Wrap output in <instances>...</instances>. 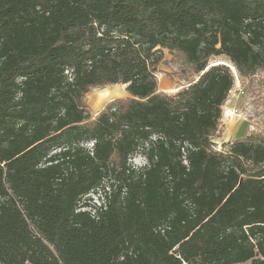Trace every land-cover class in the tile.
Here are the masks:
<instances>
[{"label": "trees", "instance_id": "obj_1", "mask_svg": "<svg viewBox=\"0 0 264 264\" xmlns=\"http://www.w3.org/2000/svg\"><path fill=\"white\" fill-rule=\"evenodd\" d=\"M221 56L264 69V0H0V264H264V137L214 148Z\"/></svg>", "mask_w": 264, "mask_h": 264}, {"label": "rangeland", "instance_id": "obj_2", "mask_svg": "<svg viewBox=\"0 0 264 264\" xmlns=\"http://www.w3.org/2000/svg\"><path fill=\"white\" fill-rule=\"evenodd\" d=\"M224 63L232 66L231 62L224 56L213 58L211 65ZM181 61L168 51L165 52V59L156 73L158 79L159 92L167 95H174L189 81L183 78L180 69ZM232 70V69H231ZM233 71V70H232ZM236 77L235 87L231 91L228 100L223 106V118L220 123L219 132L213 138L214 148L222 150L224 144L233 142L249 135H257L264 137V69L259 70L253 77L240 79L234 68ZM172 84L170 91H167L165 85ZM114 91H108V96L116 92L117 95H126V86L114 85ZM106 89V88H105ZM104 89H93L86 97V103L90 108L93 117H95L104 107L111 101L106 102L102 108L95 111L98 106L95 100L96 93L102 92ZM99 107V106H98ZM97 108V107H96ZM87 146H92L88 143ZM146 160L140 154L135 155L131 159V163L135 167H142ZM10 194L8 186L4 179V172L0 170V197H6ZM87 202L91 205H101L102 199L98 194H90Z\"/></svg>", "mask_w": 264, "mask_h": 264}, {"label": "crops", "instance_id": "obj_3", "mask_svg": "<svg viewBox=\"0 0 264 264\" xmlns=\"http://www.w3.org/2000/svg\"><path fill=\"white\" fill-rule=\"evenodd\" d=\"M124 86H126V85H124ZM171 86H172V84H169V83H167L166 85H165V88H167V91H170V89H171ZM127 87V86H126ZM108 91H114V88H113V86H109V87H107L106 89H104L102 92H100V93H96V97H95V99H94V95H93V97H92V100H95L96 102H97V105L99 106H96L95 107V111H98L100 108H102V106L106 103V102H108V101H111L112 99H116V98H121V97H126V96H128V94H127V92H126V95H121V96H119V95H117L116 94V92L115 93H113V94H110L109 96H108V93H106V92H108Z\"/></svg>", "mask_w": 264, "mask_h": 264}, {"label": "water", "instance_id": "obj_4", "mask_svg": "<svg viewBox=\"0 0 264 264\" xmlns=\"http://www.w3.org/2000/svg\"><path fill=\"white\" fill-rule=\"evenodd\" d=\"M214 65H226V66L230 67L234 71V68H232L231 66H229L227 64H224V63H218V64H214Z\"/></svg>", "mask_w": 264, "mask_h": 264}]
</instances>
